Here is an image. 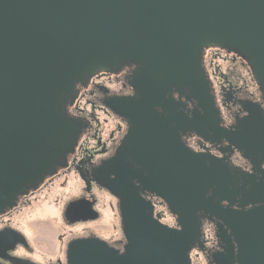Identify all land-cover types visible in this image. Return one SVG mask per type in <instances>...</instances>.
Listing matches in <instances>:
<instances>
[{
    "label": "water",
    "instance_id": "water-1",
    "mask_svg": "<svg viewBox=\"0 0 264 264\" xmlns=\"http://www.w3.org/2000/svg\"><path fill=\"white\" fill-rule=\"evenodd\" d=\"M208 46L247 59L264 104V0H0V211L49 174L72 140L75 127L60 100L73 82L136 62L144 66L132 81L134 95L109 106L128 124L120 157L140 170L121 164L119 190L104 186L121 201L130 256L118 258L98 240L75 241L67 247V264H187L199 235L198 213L229 231L238 264H264V187L249 189L255 201L245 203L263 205L223 209L215 201L232 204L229 170L180 141V133L191 130L244 150L252 164L264 162L260 129H247L240 141L217 125L200 66ZM185 89L201 110L191 119L177 112L181 105L171 97ZM260 125L264 131L261 119ZM128 177L165 203L178 230L154 219ZM77 206L70 204L67 213Z\"/></svg>",
    "mask_w": 264,
    "mask_h": 264
},
{
    "label": "flooded vegetation",
    "instance_id": "flooded-vegetation-1",
    "mask_svg": "<svg viewBox=\"0 0 264 264\" xmlns=\"http://www.w3.org/2000/svg\"><path fill=\"white\" fill-rule=\"evenodd\" d=\"M143 66L120 62L113 69L84 75L73 82V90L60 100V108L64 117L72 120L76 132L70 142L62 145V154L52 171L24 188L0 211V264H67L68 245L84 240H98L118 258H129L130 244L123 230L121 201L104 186L113 185L119 190L121 164L136 170L140 167L120 157L128 124L109 105L134 95L132 81ZM200 66L218 113V127L238 134L240 141V136H248L247 129L254 126L264 133L260 125V119L264 122L260 86L247 59L227 47L208 46L201 50ZM188 95L185 89L182 95L172 93L171 97L181 105L177 112L191 119L194 110L200 113L201 110L187 99ZM180 141L192 154L229 170L232 204L215 201L223 209L248 210L264 204L245 205L255 201L248 198L249 189L264 187L261 176L264 162L259 158L252 164V157H246L244 150L224 141L205 140L191 130L180 133ZM127 183L136 188L138 197L152 209L154 219L178 230L176 217L160 198L144 191L133 177H128ZM73 203L78 204L77 209L68 214L67 209ZM35 204H44L37 214L48 219L41 220L43 227L38 228V223L30 222L36 232L31 241V228L20 226L16 217L33 210ZM129 208L132 210V206ZM103 212L111 220L102 229L105 233H99L92 225L102 220ZM51 218L58 220L56 226L51 224ZM197 222L199 235L187 253V264H238L237 246L229 231L217 219L203 213L197 214ZM61 227L67 232L57 234L55 245L52 232L57 233Z\"/></svg>",
    "mask_w": 264,
    "mask_h": 264
},
{
    "label": "rangeland",
    "instance_id": "rangeland-1",
    "mask_svg": "<svg viewBox=\"0 0 264 264\" xmlns=\"http://www.w3.org/2000/svg\"><path fill=\"white\" fill-rule=\"evenodd\" d=\"M55 192H57V191H55ZM40 207L41 208L44 207V204H41V205L35 204L34 207H33V210L31 209V211L30 210L24 211L23 214L21 213V215L16 217V221H17L16 223H18L20 226H22L24 228L25 227L31 228V233H32V234L30 233L31 241H34L33 240V235H34V233L36 234V232L34 230V227L30 224V222L32 221L31 223H33V222L34 223H38V225H37V228H38V227H43V224H42L43 221H41V220H44V222H46V220L48 219V218H44L43 214H37L38 210H40ZM49 207H52V205L49 204ZM35 220H37V221H35ZM110 220H111L110 215H108V213H106V212L105 213L103 212L102 220H100L97 223L93 224L92 227L99 233L101 231H102L101 233H105V231L102 230V229L105 228V226H108V224L110 223ZM39 221L41 222V224H40ZM50 222L54 226H56V224H58V220L53 219V218L50 219ZM66 232H67V230H65L63 227H61L57 231V233H56V231L52 232V237L54 238V241H55L53 243L55 245L58 244V242L56 241L57 234L63 235Z\"/></svg>",
    "mask_w": 264,
    "mask_h": 264
}]
</instances>
